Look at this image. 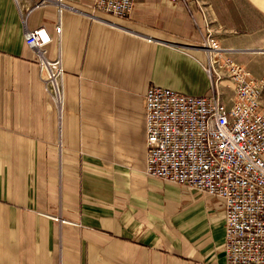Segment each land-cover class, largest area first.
Listing matches in <instances>:
<instances>
[{"label": "crops", "instance_id": "0c3cea01", "mask_svg": "<svg viewBox=\"0 0 264 264\" xmlns=\"http://www.w3.org/2000/svg\"><path fill=\"white\" fill-rule=\"evenodd\" d=\"M63 1L23 20L0 0V264H225L223 199L145 172L143 95L230 102L203 39L215 29L224 55L263 75L264 0H136L126 17ZM40 25L63 63L60 108L24 41Z\"/></svg>", "mask_w": 264, "mask_h": 264}, {"label": "built area", "instance_id": "2783aa9c", "mask_svg": "<svg viewBox=\"0 0 264 264\" xmlns=\"http://www.w3.org/2000/svg\"><path fill=\"white\" fill-rule=\"evenodd\" d=\"M22 19L35 7L63 0H14ZM136 0H93L94 11L126 17ZM186 6L190 0H180ZM60 35V21L55 26ZM51 34L43 25L24 32L36 53L40 77L58 108L64 101L61 57L47 56ZM208 74L227 77L230 102L217 92L187 94L150 84L143 95L147 174L186 184L223 199L225 264H264V74L255 76L224 55L217 31L203 39ZM201 264H207L202 262Z\"/></svg>", "mask_w": 264, "mask_h": 264}, {"label": "bare ground", "instance_id": "6f19581e", "mask_svg": "<svg viewBox=\"0 0 264 264\" xmlns=\"http://www.w3.org/2000/svg\"><path fill=\"white\" fill-rule=\"evenodd\" d=\"M221 79V78H220Z\"/></svg>", "mask_w": 264, "mask_h": 264}]
</instances>
